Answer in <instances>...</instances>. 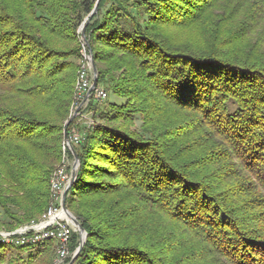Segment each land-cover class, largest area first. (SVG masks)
Listing matches in <instances>:
<instances>
[{"label": "trees", "instance_id": "1", "mask_svg": "<svg viewBox=\"0 0 264 264\" xmlns=\"http://www.w3.org/2000/svg\"><path fill=\"white\" fill-rule=\"evenodd\" d=\"M96 2L0 0V228L51 203L88 18L96 89L122 102L91 99L72 146L73 264H264V0ZM54 248L0 243V264Z\"/></svg>", "mask_w": 264, "mask_h": 264}, {"label": "built area", "instance_id": "2", "mask_svg": "<svg viewBox=\"0 0 264 264\" xmlns=\"http://www.w3.org/2000/svg\"><path fill=\"white\" fill-rule=\"evenodd\" d=\"M83 57L84 63L78 72L71 113L76 112L75 118L83 122L84 128L91 129L95 126L91 114L83 113L88 109L91 99L96 103H102L107 99V93L96 88L90 91L93 82L91 57L85 55ZM81 141L82 137L76 132L64 137L63 157L49 182L51 203L46 212L37 221L19 227L15 231H0V243L14 246H36L53 241L57 255L55 264H66V261L71 259L73 254L69 252V243L74 227L62 210V196L68 187L73 169V157L70 159L68 152L71 153L72 146L78 145Z\"/></svg>", "mask_w": 264, "mask_h": 264}, {"label": "water", "instance_id": "3", "mask_svg": "<svg viewBox=\"0 0 264 264\" xmlns=\"http://www.w3.org/2000/svg\"><path fill=\"white\" fill-rule=\"evenodd\" d=\"M98 2H99V0H97L96 5H95L92 13L90 14L89 18H91L97 12ZM88 21L89 20L87 19L86 24L88 23ZM85 25L81 29V39L85 41L86 45H88V43L84 37ZM91 67H92V73H93V82H92V86H91L90 91L94 90L96 88V84H97V70H96V67L94 65V62L92 61V58H91ZM75 114H76V112L69 118V120L65 124V127H67L74 120ZM66 136L67 135H66V128H65L64 137H66ZM71 153H72V157H73V169H72L71 179H70V182L68 184V187L62 196V210L65 213V215L67 216V218L70 220V222L72 223L73 227L75 228V230L79 236V244H78V247L76 248V250L74 251L73 256L71 257L68 264H73L74 260L77 258L78 254L80 253V251H81V249L85 243V239H86L85 231L81 228L77 219L66 209L65 204H64L67 192L69 189H71L73 183L75 182V180L77 178V172H78V169L80 166L79 159H78L76 153L74 152L73 148H71Z\"/></svg>", "mask_w": 264, "mask_h": 264}, {"label": "rangeland", "instance_id": "4", "mask_svg": "<svg viewBox=\"0 0 264 264\" xmlns=\"http://www.w3.org/2000/svg\"><path fill=\"white\" fill-rule=\"evenodd\" d=\"M88 19V18H87ZM84 26V24L79 28V33H80V41H81V62H80V68H81V66L83 65V61H84V55L85 56H90V53H88L87 52V50H86V46H88V45H86L85 44V41L84 40H82L81 39V29H82V27ZM84 37H85V34H84ZM86 40V39H85ZM91 57V56H90ZM108 102H116V103H121L122 101L121 100H119L118 98H116V97H114V96H112L111 94L110 95H108L107 94V99L104 101V102H102V103H96V102H91V104H94V105H96L99 109H102V110H105L107 107H106V105L108 104ZM83 114H91V117H92V120L94 121V123H95V125L98 123V121H97V119L94 117V113H93V111L92 110H90L89 109V107H88V109L86 110V112H84ZM73 114L71 113V115H70V117L72 116ZM136 127H138V126H136ZM86 130H88V129H86V128H84L83 127V122L81 121V120H78V118H74V124H73V126H72V128L70 129V134H72L73 132H76L77 134H79L81 137H82V140H83V138H84V136H85V132H86ZM82 142V141H81ZM72 155V154H71ZM68 157L70 158V159H72L71 158V156L68 154ZM255 185V184H254ZM256 186V185H255ZM262 189V188H261ZM261 195H264V192H262V193H260ZM253 197V196H252ZM40 219V218H39ZM30 224V223H29ZM29 224H26V225H29ZM26 225H23V226H26ZM23 226H20V227H23ZM19 227H17V228H15V229H13V230H4V229H2V228H0V231H8V232H12V231H15V230H17ZM74 233H76L77 234V232H76V230H75V228H74V232L72 233V234H74ZM78 235V234H77ZM79 237V236H78ZM74 253V252H73ZM73 253H71V254H73ZM14 254H16V253H14ZM22 258L23 259H26V256H27V253H22ZM50 256H51V259H50V261L52 262L53 261V264H55V260H56V258H57V255H56V248H54L51 252H50ZM68 264V263H67Z\"/></svg>", "mask_w": 264, "mask_h": 264}]
</instances>
